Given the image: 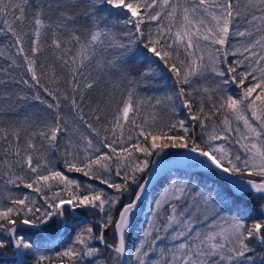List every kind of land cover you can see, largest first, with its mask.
I'll return each mask as SVG.
<instances>
[{
    "label": "snow or ice",
    "instance_id": "1",
    "mask_svg": "<svg viewBox=\"0 0 264 264\" xmlns=\"http://www.w3.org/2000/svg\"><path fill=\"white\" fill-rule=\"evenodd\" d=\"M0 259L264 264V0H0Z\"/></svg>",
    "mask_w": 264,
    "mask_h": 264
},
{
    "label": "trees",
    "instance_id": "2",
    "mask_svg": "<svg viewBox=\"0 0 264 264\" xmlns=\"http://www.w3.org/2000/svg\"><path fill=\"white\" fill-rule=\"evenodd\" d=\"M168 83L170 84L171 82L169 81ZM156 94H159V93H156ZM171 151L175 152V151H178V150H171ZM69 175L73 176L74 178H81L82 179V177H79V174L71 173ZM153 184H155V180L153 181ZM152 194H153V188H152V185L150 184L149 185V193H148V196H146V198L144 200V207H145V203L146 202H147V204L149 206V204L151 202L150 197H151ZM84 215L87 216V213H85ZM141 218H143V215L142 214H141ZM107 235L110 237L111 236V233H108ZM6 258L8 260H11L12 259V257L10 255H8ZM0 264H4L3 259H0Z\"/></svg>",
    "mask_w": 264,
    "mask_h": 264
},
{
    "label": "rangeland",
    "instance_id": "3",
    "mask_svg": "<svg viewBox=\"0 0 264 264\" xmlns=\"http://www.w3.org/2000/svg\"><path fill=\"white\" fill-rule=\"evenodd\" d=\"M147 208H148V204H147V202H146V203H145V207H144V213H142V215L147 214Z\"/></svg>",
    "mask_w": 264,
    "mask_h": 264
}]
</instances>
